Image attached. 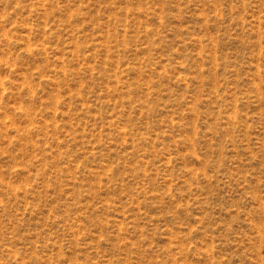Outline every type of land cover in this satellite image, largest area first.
<instances>
[{"label": "rangeland", "instance_id": "rangeland-1", "mask_svg": "<svg viewBox=\"0 0 264 264\" xmlns=\"http://www.w3.org/2000/svg\"><path fill=\"white\" fill-rule=\"evenodd\" d=\"M0 264H264V0H0Z\"/></svg>", "mask_w": 264, "mask_h": 264}]
</instances>
